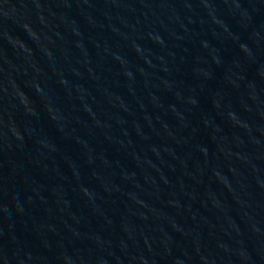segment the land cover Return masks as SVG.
Segmentation results:
<instances>
[{"label": "water", "instance_id": "1", "mask_svg": "<svg viewBox=\"0 0 264 264\" xmlns=\"http://www.w3.org/2000/svg\"><path fill=\"white\" fill-rule=\"evenodd\" d=\"M0 264H264V0H0Z\"/></svg>", "mask_w": 264, "mask_h": 264}]
</instances>
